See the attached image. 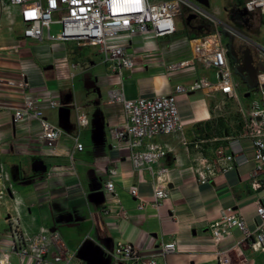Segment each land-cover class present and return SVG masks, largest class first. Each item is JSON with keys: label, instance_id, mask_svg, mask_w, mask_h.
<instances>
[{"label": "crops", "instance_id": "0c3cea01", "mask_svg": "<svg viewBox=\"0 0 264 264\" xmlns=\"http://www.w3.org/2000/svg\"><path fill=\"white\" fill-rule=\"evenodd\" d=\"M18 24L17 20L12 32L4 24L0 32V77L19 79L24 72L31 88L25 93L0 85V163L13 182L26 230L34 233L40 227L57 229L72 256L71 264H110L108 254L118 242L132 243L143 256L154 257L158 264H219L217 253L243 240L242 232L233 229L229 238L219 244L214 242L210 226L223 210L234 208L250 230L256 229L258 205L264 206V189L256 192L251 188L253 149L248 140L240 138L242 126L233 128L230 140H225L221 127L226 115L218 110V102L232 100L222 93L176 95L184 130L190 128L184 137L189 142L208 141L204 147L209 157L217 146L229 148L228 143L238 151L241 148L243 157L234 170L202 185L194 171V150L188 152L173 136L148 140L169 148L161 161L169 169V196L159 210L153 206L155 179L148 170L133 167L130 146L117 142L112 135L124 124L122 106L110 103L112 89L124 88L128 99H137L176 94L177 86L190 88L200 79L217 82L215 70L195 60V42L203 43L202 38L207 36L203 24L199 26L200 36L191 28L184 34L177 32L172 37L149 38L146 42L135 38L130 48L135 68L123 76L110 72L104 59L101 63L87 59L83 50L98 47L47 38L42 42L26 41ZM16 47H20L17 55ZM98 55L103 57L99 48ZM77 56L83 57L84 63ZM187 62L189 67L170 70L171 66ZM48 67L53 68L46 70ZM205 70H212L216 81ZM26 97L40 100L46 118L62 130L54 153L39 139V121L14 123V110L22 107ZM51 98L61 106L50 109L47 104ZM80 115L87 117L85 129L78 124ZM76 139L84 146L82 152L75 148ZM214 139L219 142H212ZM115 167L119 173L115 196H111L106 193V181L109 170ZM132 188H137L139 197L149 202L145 209H138L139 200L132 195ZM14 208L11 197L0 205V222L14 214ZM121 208L128 218L119 215ZM6 218V230L0 231V246L4 249L11 243ZM172 241L177 243L176 252L163 258L162 245ZM231 254L234 261L245 260L243 264H264V254L248 247ZM13 260L20 261L16 257Z\"/></svg>", "mask_w": 264, "mask_h": 264}, {"label": "built area", "instance_id": "2783aa9c", "mask_svg": "<svg viewBox=\"0 0 264 264\" xmlns=\"http://www.w3.org/2000/svg\"><path fill=\"white\" fill-rule=\"evenodd\" d=\"M185 10L189 13L187 18L200 16L211 20L215 25L216 32L202 38L203 43L196 41L194 51L197 62L215 70L217 82L200 79L190 88L177 86L176 94L151 98L128 99L124 88L109 92L110 103L122 106L124 112V124L113 130V138L130 146L131 161L136 170H148L155 179L153 206L158 210L162 201L169 196V169L161 165L169 148L148 143V140L161 135L173 136L188 152L194 150V171L202 185L220 174L234 170L240 157H243L241 148L238 151L229 143V148L215 147L213 156L209 157L204 147L208 141H187L176 95L214 91L230 100L240 101L239 83L234 80L231 59L222 42L223 29L239 43L258 51L259 58H263H260V62H264V47L253 43L236 29L225 27L215 16L207 14L203 6L190 0H0V32L4 24L12 32L18 20L22 27V37L26 41L42 42L47 38L73 41L81 47H98L108 70L120 76L135 68V57L130 50L132 41L137 37L146 42L149 38L157 40L175 36L178 32L176 21L183 18ZM245 11L264 17V0H247ZM56 25H60L61 30L53 35L52 28ZM19 52L20 47L14 48V54ZM186 67H189L188 62L171 66L170 70L177 71ZM3 83L25 93L31 88L24 72L19 79L4 80L0 77V85ZM257 83L262 96L261 102L252 101L249 113L242 105L239 109L242 117L240 138L248 140L253 149L255 168L251 173V188L256 192L264 189V70L259 72ZM47 105L52 110L61 106L53 98L48 100ZM13 117L15 124L25 119L39 121L40 141L51 152H55L63 132L46 118L40 100L26 97L22 107L14 110ZM78 124L80 128H87V117L80 115ZM225 140L230 138L226 137ZM213 141L219 142V139ZM75 148L79 152L84 150L78 139ZM118 173L116 167L109 170L106 193L111 196H115V179ZM131 193L139 200L138 209H145L149 202L139 197L138 189L132 188ZM10 197L15 202L14 214H9L6 218L11 243L8 249L0 246V264H71L72 256L62 244L57 229L40 227L34 233L25 229L20 219V201L13 182L4 164L0 163V205ZM257 214L259 222L255 230L249 229L242 214L234 208L223 210L220 218L211 224L210 231L216 244L229 238L233 229L240 230L243 235V240L233 248L217 253L219 264H243L245 260L234 261L231 252L244 247L250 248L254 253L264 254V206L261 204L258 205ZM119 215L128 218L127 212L122 208ZM176 249L175 241L163 244L161 255L166 258L168 254L175 253ZM108 255L111 264H158L154 257L143 256L129 242H118ZM13 257L20 261L14 262Z\"/></svg>", "mask_w": 264, "mask_h": 264}, {"label": "rangeland", "instance_id": "374dc122", "mask_svg": "<svg viewBox=\"0 0 264 264\" xmlns=\"http://www.w3.org/2000/svg\"><path fill=\"white\" fill-rule=\"evenodd\" d=\"M193 1V0H190ZM247 0H210V8H204L205 12L211 16H215L219 19L225 27L229 26L231 28L236 29L239 31L243 36L251 40L253 43H256L260 46L264 47V17L261 14H248L245 11V3ZM189 13L185 10V18L183 19L178 18L176 21L178 32L183 33L185 31L194 29L196 35L200 36L199 26L204 25L207 29L205 31V35L210 36L213 32H216V28L214 23L207 18H203L200 16H190L186 18ZM193 26V27H192ZM17 29H20V24L17 25ZM61 26L56 25L52 28V34L56 35L60 32ZM223 32L229 33L223 29ZM184 34V33H183ZM230 34V33H229ZM185 38L184 35H181ZM223 43H226L228 40L224 33L222 35ZM201 41V40H199ZM256 51V50H255ZM258 52V51H257ZM83 53L86 55L87 59L93 61L94 63H101L103 57L98 55V48H90L84 49ZM259 53V52H258ZM261 58V56H260ZM77 59L84 63V58L77 56ZM263 60V58H261ZM232 73L234 80L240 84L241 90V98L240 101L232 100L229 101L226 99L220 100L218 103V110L226 115L227 118L225 123L227 124L228 129L230 131L236 129L235 121L232 120V117L237 119H242L241 115L239 114L240 105L239 103L246 109L247 113H249L251 109L252 101L257 100L261 102L262 96L260 93V87L256 81V78L246 76L243 68L241 66L242 60L238 56L232 57ZM261 65L259 68L264 70V62H260ZM206 74L210 76L212 80L216 81V75L212 70H205ZM250 93V97L245 98V95ZM230 113V114H229ZM230 116V117H229ZM232 116V117H231ZM190 131V128H185L184 132ZM6 217H4L5 220ZM4 220L0 222V231L3 232L6 230V225ZM8 226V225H7Z\"/></svg>", "mask_w": 264, "mask_h": 264}, {"label": "water", "instance_id": "95a60500", "mask_svg": "<svg viewBox=\"0 0 264 264\" xmlns=\"http://www.w3.org/2000/svg\"><path fill=\"white\" fill-rule=\"evenodd\" d=\"M193 1L197 2L198 4H200L205 9L206 8L208 9L211 6L210 0H193ZM223 33H224V36L229 40L227 45H226V47H227V50H228V55H229V57H230V59L232 61V57L233 56H238L239 57V52L234 47L235 37H233L229 33H225V32H223ZM240 59L242 60L241 66L243 68V71H244L245 75L246 76H250V77H254V78H256V81H257V76H258L260 71H263V69H261L259 67L256 68L254 66V61H253V58L251 56L250 50H247L246 52H244L243 53V58H240ZM52 68L53 67H48V68H46V70H51ZM248 97H250V93L246 94V96H245V98H248ZM110 260H111V258H110Z\"/></svg>", "mask_w": 264, "mask_h": 264}, {"label": "flooded vegetation", "instance_id": "af4514ba", "mask_svg": "<svg viewBox=\"0 0 264 264\" xmlns=\"http://www.w3.org/2000/svg\"><path fill=\"white\" fill-rule=\"evenodd\" d=\"M192 17H193V16H192ZM200 28H202V27H199V29H200ZM228 41H229V40H226V43H228ZM234 47H235V48L238 50V52H239V58H243V53L246 52L247 50H250V52H251V56H252L253 61H254V66H256V65L258 66V65H259V67H260V65H261V63H260V58H259L258 53H257L255 50H253V49L247 47V46L244 45V44L239 43V42L236 41V40H235V42H234Z\"/></svg>", "mask_w": 264, "mask_h": 264}, {"label": "trees", "instance_id": "16d2710c", "mask_svg": "<svg viewBox=\"0 0 264 264\" xmlns=\"http://www.w3.org/2000/svg\"><path fill=\"white\" fill-rule=\"evenodd\" d=\"M263 17V16H262ZM203 37V36H202ZM256 68L257 67H259V65L257 66H255ZM240 114V113H239ZM241 115V114H240ZM230 117V116H229ZM232 117V116H231ZM227 119V118H226ZM232 120H234L235 121V125H236V129L237 128H241V126H242V119L240 118V119H237V118H235V117H232L231 118ZM224 122H225V119H224ZM227 127V124L226 123H224L223 124V126L221 127L222 128V130H224V137H228L229 135H230V129H228V128H226Z\"/></svg>", "mask_w": 264, "mask_h": 264}]
</instances>
